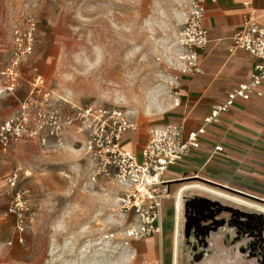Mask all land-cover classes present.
I'll return each instance as SVG.
<instances>
[{
	"label": "rangeland",
	"instance_id": "374dc122",
	"mask_svg": "<svg viewBox=\"0 0 264 264\" xmlns=\"http://www.w3.org/2000/svg\"><path fill=\"white\" fill-rule=\"evenodd\" d=\"M5 1L13 31L0 82L7 81L1 73L12 59L14 91L0 97V123L5 108L28 99L46 115L53 103L64 116L89 106L116 109L142 133L164 122L161 110L173 100L185 63L179 34L196 0ZM16 31L30 33L28 54L16 51ZM79 126L61 132L60 146L45 129V143L0 147V255L8 264H139L133 244L142 239L127 235L135 218L121 206L124 188L113 175L97 174ZM192 181L245 205L195 190L209 203L201 209L186 204L179 214L184 264H208L220 253L226 264H264V203L198 180L183 184ZM25 190L29 209L19 237L7 209Z\"/></svg>",
	"mask_w": 264,
	"mask_h": 264
},
{
	"label": "crops",
	"instance_id": "0c3cea01",
	"mask_svg": "<svg viewBox=\"0 0 264 264\" xmlns=\"http://www.w3.org/2000/svg\"><path fill=\"white\" fill-rule=\"evenodd\" d=\"M4 4L6 8L7 2L0 0L1 71L4 69L2 59L7 58V62L10 57L13 31L10 27L11 16L7 11L3 12ZM203 6V26L207 31L208 43L199 54L201 72L179 74L175 96L172 97L178 98L179 104L175 105L171 100L161 110L165 115L162 124H181L185 133L199 128L214 105L223 101L231 90L249 80L255 61L250 55L234 48L231 41L233 33L248 16L255 18L258 25L264 26V2L260 0H203ZM7 36H10L9 44L5 41ZM15 109L10 111L5 108L4 113L8 114L6 118ZM139 131L138 128L123 135L121 146L124 150L136 154L140 152L147 142L148 130L143 133ZM199 143L197 150L169 167L164 175L170 197L163 201L161 233L148 239L135 240L133 253L139 264H184L186 257L184 252H179L178 247L177 193L183 185H205L193 181L186 182L188 184L183 182L198 180L264 201V84L252 91L248 101H235L216 124L206 128ZM188 190L181 193L179 213L186 204L200 209L207 207L209 202L197 197L199 195L195 196L194 189ZM223 258L220 253L211 258L208 264H226ZM5 263L8 264V259L3 260L0 255V264Z\"/></svg>",
	"mask_w": 264,
	"mask_h": 264
},
{
	"label": "built area",
	"instance_id": "2783aa9c",
	"mask_svg": "<svg viewBox=\"0 0 264 264\" xmlns=\"http://www.w3.org/2000/svg\"><path fill=\"white\" fill-rule=\"evenodd\" d=\"M203 21V0H196L191 4L179 34L181 46L186 52L182 74L201 72L198 64L199 54L208 43ZM14 35L18 37L14 40L16 51L28 54L31 50L30 33L22 37V34L16 31ZM231 41L236 50L250 55L255 61L249 80L238 85L226 94L223 101L214 105L196 130L185 133L181 124L148 127L147 142L136 154L124 150L121 146L123 135L138 129L126 112L89 106L79 109L75 116H64L63 107L53 103L52 110L46 115L45 109L40 107L42 105L33 107L32 99H28L20 103L19 108L13 110L0 124V147L5 150L22 140L40 139L41 143H45V139L41 137L45 129L48 136L56 138L59 144V137L65 128L80 125L79 131L86 134L83 149L94 164L97 174L113 175L116 182L124 188V195L120 199L121 206L124 211L132 212L135 218V222L127 230L128 237L148 239L160 235L163 201L170 197V191L164 181L167 169L197 150L200 146L199 139L206 128L216 124L219 117L226 113L235 101H248L252 91L264 84V26L258 25L255 18L248 16L233 33ZM10 66L12 59L6 71L1 73L6 76L7 81L0 82V97L10 96L14 91L13 79L8 80L11 74ZM174 81L177 84V77ZM176 88L177 85L173 90ZM173 103L178 105V98H174ZM31 109L35 112H31ZM15 179L16 173H13L11 180ZM28 194V190L17 192L7 209V213L16 218L15 228L19 237L24 227L23 213L25 216L29 209ZM19 242H22L21 238Z\"/></svg>",
	"mask_w": 264,
	"mask_h": 264
},
{
	"label": "bare ground",
	"instance_id": "6f19581e",
	"mask_svg": "<svg viewBox=\"0 0 264 264\" xmlns=\"http://www.w3.org/2000/svg\"><path fill=\"white\" fill-rule=\"evenodd\" d=\"M153 108H154L153 103H151L150 105H148V106L146 107V111H147V112H150L151 109H153ZM149 115H150V114H149ZM210 188H211V187H210ZM210 188L204 187V186L199 185V184H196V183L181 186L180 192L177 193V209H178V212H177L176 220L179 218V214H180V213H179V210H180V209H179V203H180L181 193H183L182 191H185V190H188V189L200 190V191L206 192V193H208V194L216 195V196L221 197V198H224V199H226V200H227V199L234 200V201H236V202H238V203H240V204H242V205H245L244 203L238 201V200L235 199V198H232V197H230V196L224 195V194H222V193H220V192H217V191H215V190H212V189H210ZM188 191H189V190H188ZM190 191H191V190H190ZM204 194H205V193H204ZM181 200H182V199H181ZM116 201H118V199H117ZM255 205H256V204H255ZM250 207H251V206H250ZM259 211H261V209H260ZM174 214H175V213H174Z\"/></svg>",
	"mask_w": 264,
	"mask_h": 264
},
{
	"label": "water",
	"instance_id": "95a60500",
	"mask_svg": "<svg viewBox=\"0 0 264 264\" xmlns=\"http://www.w3.org/2000/svg\"><path fill=\"white\" fill-rule=\"evenodd\" d=\"M210 185H212V186H216V185H214V184H210ZM242 196H245V195H242ZM245 197H248V196H245ZM248 198H251V199H253V200H257V201H259V202H263V203H264V201H262V200H260V199H257V198H253V197H248Z\"/></svg>",
	"mask_w": 264,
	"mask_h": 264
}]
</instances>
